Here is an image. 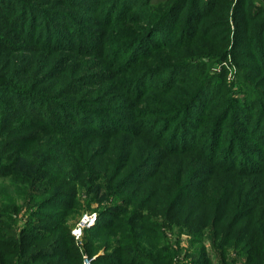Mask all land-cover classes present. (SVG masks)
<instances>
[{"label": "trees", "instance_id": "1", "mask_svg": "<svg viewBox=\"0 0 264 264\" xmlns=\"http://www.w3.org/2000/svg\"><path fill=\"white\" fill-rule=\"evenodd\" d=\"M35 1L0 0V163L3 164L0 165V179L10 181L23 196L13 199V203L9 195L2 193L0 205L21 209L16 201L22 199V204L26 201L31 207V196L35 197L37 191L51 188L56 182L59 184L62 171L63 186H69L71 190L64 192L58 189L57 194L52 196L47 192L40 194L43 199L37 205L41 209L55 210V215L47 220L45 226L41 224L43 228L30 227L32 222L29 220L27 228L32 230L23 233L27 237L23 241L20 235L16 238L0 233V264H59L62 253L54 254L49 249L56 247V240L52 237L60 233L69 216L78 214L96 216L93 223L82 229L90 253L87 256L91 258L90 264H173L172 257L176 259V251L150 248L151 239L160 238L158 232L163 227H185V222L194 221L196 216L207 213L206 221L200 222L212 224L219 220L218 225L224 224L226 228H222V241L227 242L225 246L231 244L237 247L241 251L238 254L240 257L246 255L243 264H260L261 251L254 239L261 234V230L249 231V222L256 224L260 219L258 213L264 212V92L246 82L242 66H235L238 96L226 89L229 96L223 95L225 98L221 97L217 104V107H223L222 111L213 115L216 104L210 105L222 95V84L217 79L218 74L212 76V70L226 61L227 56L224 59L223 56H208L203 75L197 81L193 80L190 86V72L195 73L192 66L197 67V60L196 64L191 63L192 66L183 63H164L165 66L160 67H156L159 63L142 64L160 46L171 49L179 44L189 45L184 42L190 35L208 40L207 32L217 29L216 20H205L224 11L226 4L222 2L227 0H155V5L161 3L163 9L160 8L161 12L154 16L147 12L151 21L144 18L143 35L128 44L127 48L108 43L104 31L86 30L79 24L81 15L73 13H92L93 19L89 22L97 23L101 29L108 27L107 20L115 18L117 21L131 14L132 10H138L145 0H61L63 8L60 9L54 5L55 0H39L37 4ZM241 1H238L237 10L243 6ZM249 1L250 5L254 2ZM43 2L46 10L39 12L37 6ZM34 16L37 18L33 19ZM247 19L257 17L254 13ZM177 26L182 29L179 35L174 36ZM197 26L202 28L199 35L193 34ZM156 35L163 40L161 43L159 38L154 44H149L152 46L149 50L138 48V45L146 46V41ZM255 35L249 39L239 37L234 42L247 49L244 41L255 44L258 57L264 63V22L259 24ZM135 49L133 58L128 56L121 69L111 67L113 56V65H116L123 57L122 52L131 54ZM59 51L108 58V69L100 65L93 71L92 66L90 72L100 82L111 80L112 84L114 79L117 91L123 96L124 108L119 109L130 114L121 116L120 111L123 110L107 105L106 96L110 94L107 89L112 85L93 92L83 88L89 82L87 78L93 79L92 75L79 76L80 83H75L78 84L75 90L79 95L76 100L64 99L61 90L55 92L59 97L48 96L52 93L50 89L41 90L46 81L58 78L55 69L58 61L56 59L49 67L45 61L38 59V55L48 54L49 61L53 57L51 55ZM17 53L25 55L22 67L17 65L21 57ZM134 63H137L138 69L131 74L133 76L117 77ZM77 65L80 66L78 70L85 67L82 62ZM157 69H163V72ZM167 70L169 74H165ZM220 74L224 76L226 71L222 70ZM63 79L61 76L59 83H63ZM182 82L189 87L181 93L182 100L176 106L166 103L171 102L169 98L173 101L170 94L179 92L177 84ZM167 88L168 91L164 92ZM214 88L218 90L215 97ZM148 94L155 96L148 99L149 103L163 107V114L155 112L151 118H145L139 113L138 104L147 99ZM93 97L95 102H92ZM202 97L205 102L212 103L204 102L203 107L197 108ZM171 114L170 117L174 118L167 120ZM157 115L165 117L158 120ZM186 120L189 122L186 123ZM145 134L154 143L152 150L163 151L160 155L163 164L152 171L148 169L151 161L159 156L150 151L145 153V148L141 147L140 141ZM241 134L248 137L249 142ZM124 140H129V147L126 156L121 157L123 154H118L113 145ZM43 142L52 145L47 162L51 164L41 166L37 156L34 157L33 147ZM142 145L145 146V142ZM62 149L63 152H60ZM96 149L102 152L94 155ZM112 149L116 153H110ZM110 154L120 155L118 158L125 161L123 166L117 167L109 158ZM23 155L29 161L23 160ZM133 162L141 164L128 169ZM166 163L176 164V181L173 183L166 180L165 174H172ZM47 175L50 178L44 180ZM165 180L168 183L164 188L169 185L168 192L157 191L152 200L164 222L148 226L155 227L152 230L154 234H151L146 229L149 220L144 217V208L139 205L144 201L146 209L148 202H145V197L151 196V190L157 185L162 186ZM164 193L165 198L162 199ZM29 212L35 213L33 210ZM168 217L177 223L167 225ZM234 219L236 222H233ZM239 221L248 224L232 235ZM190 228L192 234L203 236L202 227ZM65 231L67 237L68 231ZM69 235L74 240V236ZM166 239L164 235L163 240ZM46 241L42 247L37 246ZM203 249L196 250L187 264H212ZM101 250L103 253L99 255ZM232 254L220 251L217 263L238 264L237 257Z\"/></svg>", "mask_w": 264, "mask_h": 264}, {"label": "rangeland", "instance_id": "2", "mask_svg": "<svg viewBox=\"0 0 264 264\" xmlns=\"http://www.w3.org/2000/svg\"><path fill=\"white\" fill-rule=\"evenodd\" d=\"M45 1L46 0H44V2ZM238 1L239 0H227L225 2L221 1L222 3L226 4V7H225L226 9L222 12H219L218 15L209 17L208 19L205 20V22L211 19L216 20L215 26L217 29H213L212 31H210L212 33L207 32V34L209 35L208 40L203 39L202 36L200 37V36L190 35L187 37V41L184 42V43H188L189 45L186 44L183 46L179 44L177 47L171 48V49L165 46H160L159 50L156 49L158 51H154L151 53L150 55L151 58L142 62V64L146 62V66H149L153 63L154 64L159 63L158 66L155 65L156 67L165 66L164 63H169V64L183 63L184 65L188 64L192 66L191 63L195 62L196 64L195 60H197V63H198L196 64L197 67L192 66L196 70L195 73L190 72L191 73L190 74L191 77L189 79V82H190L189 86H190L193 80L197 81L198 78L203 75V72H204L203 66L206 65L205 63L208 61L207 59L208 56H223V59L225 58V56H227L226 61H224L220 65H216V67L212 70V76H214L215 74H218L217 79L222 84V88H223V90L222 88L220 89V93L222 95L217 97L215 101H213L214 103H212V101L205 102V98L202 97L199 101L201 102L200 106H197V108L203 107L202 103L204 102L212 103L210 107L216 104L214 107L215 110L212 111L213 115H217L221 113L223 107L222 106L217 107V104L219 102V99H221V97L225 98L224 96H229V92L227 90H229L231 94H236L237 89H239V84L234 79L235 68L237 66H242L244 68V74L246 76L245 80L247 83L253 84L259 91L264 92V63L262 62V60H260V57H258V53H257L258 48L256 47L255 44H250V42L248 41H244L245 44L248 45L247 46L248 49L245 48L243 45L238 46L234 42L239 37H244L246 39H249L252 36L254 37L257 36L255 34L257 33L258 26L259 24L264 22V0H259L258 2L257 0H254L252 5H250L251 3L249 0H242L241 3L243 4V6L241 9L237 10L236 8L238 5ZM38 2L39 0L35 1L36 4ZM44 2L41 3V5L37 6V9L40 8L39 12H44V10H46V7L43 6ZM256 2L258 5L256 4ZM62 4L63 3H61V0H55L54 5L58 9L63 8V6H61ZM160 8L163 9V5L161 3L159 5H155V0H145L142 6L138 8V10H132L131 14L127 15L125 18L122 17L123 19H119L117 21L115 20V18H111L110 20H107L108 27L101 28V29L99 28V25H97V23L92 24L91 22H89V21H92L93 19L92 13L83 14L82 12L74 11L73 14H75V16L81 15L80 17L81 23L79 24H82V26H84L86 30L104 31L106 32L108 43H112V45L114 46L118 45L119 47L121 46L122 48H127L128 44L133 43L137 37L143 35L144 29L142 28V26H144L145 24L144 18L145 19L147 18L146 20L148 22L151 21L147 12L150 13V16L151 15L154 16L158 14L159 12H161L162 9ZM254 13L257 19H253V20L247 19L249 15L254 14ZM36 18L37 17L35 16L33 17V19H36ZM199 26H197L196 29L194 28L193 34H196V35L201 34L202 28ZM181 29H182L181 27L177 26V29H175L173 35L174 36H176L177 34L179 35L181 32ZM234 30L235 32L233 35L232 32ZM213 32H217V33H213ZM159 38H160L159 35L151 37L146 41V44H145L146 46L138 45V48H141L142 50H145V51L149 50L152 47V46H149V44L150 43L154 44L156 40H158ZM210 39H214V42H210ZM158 41L161 43L163 40L160 38ZM177 41L178 39H176V42ZM122 53H123V57L116 65H113L115 61V57L113 56L111 67H113L114 69L116 67L121 69L124 66V61L128 58V56L129 58H133L132 55L136 53V49L133 51V53L131 52V54L128 52H122ZM17 54H21L19 55L21 57L18 60L17 65L19 67H22L23 65L22 62L23 61L25 62V60H23L25 55H22V53H17ZM24 54H28V53H24ZM51 56H53L51 57V60L47 61V58L49 57L48 54L44 55L43 53H40V55H38V59L40 58L42 59V61H45L49 67H51V65L57 59L58 63L57 65H55V69H57L56 74L58 75V78L49 79L48 81H46V83L42 85L41 90L47 91V89H50V92L52 93H48V96L56 95V97H59V94L55 92H57L58 90H61L60 92L63 91L64 99L72 98L69 100H76L79 97V95L76 93L75 88L80 83V78H79L80 75L86 74L85 75L86 77L88 76L91 77L92 75L91 78H93L95 75L92 74V71L90 72V68L92 66H93V69L91 70L93 71L97 69L98 66L100 65H102L104 68H107V69L109 67L107 66L108 58H103V57L95 58L93 56L89 57V56L79 55V53L77 54L73 52H64V51H59V53L53 54ZM69 60H72V62L70 61L69 63L68 62ZM79 62L83 63L82 66H85L84 69L78 70V67L80 68V66L77 65L79 64ZM137 69H138L137 63H134L131 66H127V70L121 71L120 74L117 75V77L124 78V76H128L127 78H130L131 76H133L131 74H134ZM157 70L159 72H163V69H157ZM222 70L226 71V75L224 76H222L221 74L219 75L220 71ZM168 72H169L168 70H167V73H165L164 71L165 74H169ZM61 76H63L64 78L63 83L61 82L59 83V79L61 78ZM220 76H222L221 77L222 80L219 79ZM94 78L91 80L87 78L89 82L85 83L86 85L83 88L87 92H93V90H98L99 88H105L109 84L112 85L111 88L107 89L110 91V94H107L106 96L107 105L112 106V107L117 106L116 110H123V111H120L121 116L129 115L130 112L124 111V109H119V108H124V105L122 103L123 96L120 94L119 91H117L116 88L118 87V85L114 83V79L112 80L113 83L111 84V80L100 82V81L95 80ZM177 79L178 78H176V80ZM76 82L78 83L77 85L75 84ZM100 84H102V87H98ZM177 88L179 89V92L170 94V96L174 98L173 101L168 96L171 102H166V103L176 106L182 100L181 93L189 89V87H186V85L183 84V82L181 84H177ZM68 90L70 92H68ZM167 91H168V88L164 90V92H167ZM88 94L89 93H87V95ZM213 95L214 97L218 96V90L216 88H214L213 90ZM235 96H238V94H236ZM152 98H155V96L148 94L147 99L143 100V102L140 105L138 104L137 110H139V113H142L145 116V118L146 117L151 118V116H154L155 112L161 113V114L165 112L163 107H159L157 106V104L152 105L151 103H149L148 99H152ZM156 98H158L159 100V95H157ZM92 100H93L92 102H95L94 97L92 98ZM146 109L148 110V113ZM150 113L152 115H146ZM168 116L169 117L167 120H172L174 118V117H170L172 116V114ZM164 117H165L164 115H157L158 120H161L162 118L164 119ZM185 122L188 123L189 120H186ZM240 136L244 137L245 141L249 142L248 137H245L243 134H241ZM140 142L142 143L145 142V146H143L142 143L140 144L142 148H145V153L150 151L151 153H155L156 155L159 156V157L154 158L151 161V165H150L151 167L148 168L151 171L157 169V166L159 164H163V161H161L160 159V155L163 154V151L161 149L160 150L151 149L152 147H155V146H154L153 141L149 138L147 134H145L144 138ZM128 147H129V140L117 142L113 145V149L118 154H123L121 157L126 156V150ZM51 148H52V145L47 144L46 142L37 144L33 147L34 157L37 156V161H40L39 164L41 166H43L44 164H51V163H47L48 159L51 157L50 155ZM113 149L111 150L110 153H116ZM92 151H95V150H92ZM60 152H63V149L60 150ZM101 152L102 151L96 149V152L94 153V155H97ZM118 154L117 155L110 154L111 156H109V158L112 159L116 163L117 167L118 165L123 166L124 164L123 162H125L124 160H120V158H118V156L120 157V155ZM135 154H137V152H135ZM22 157H23V160L29 161L28 157L26 159H24L25 158L24 155ZM167 163L166 165H168ZM135 164H136L135 162L131 163L128 169L130 167L140 165L141 163L136 164V165ZM0 165L3 166L2 163H0ZM168 166H170L172 174L167 173L165 174V177H167L166 180H170L168 182L173 183L176 181V174L174 173L176 164L174 163ZM159 169L160 168H158V170ZM62 170H63V167H62ZM48 178H50L49 175H47V177L44 180ZM148 180L150 179H147L146 181ZM166 180L162 183L163 184L162 186L157 185L153 190H151V196L145 197V202H148L147 203L148 208L146 207L145 209L144 201H142V203L139 205L141 206V208H144L143 215L145 218H147V220H149V224H146L147 225L146 229L149 232H151V234H154L152 230H154L155 227L151 228L148 226H154V225L158 226L161 223V221L164 222L162 215L157 210L156 203L152 202V200L153 198L157 196L158 194L157 191L159 192L167 191L168 192L169 185L166 189L164 188V186H166V184L168 183ZM147 184H146V187H147ZM12 187L14 188V191ZM58 189L64 192H66L67 190H71L69 186H63V171H62V174L60 175L59 184L58 182H56L51 188L48 187L46 189H43V191H40V192L37 191V194L35 195V197L31 196V207H29L26 201H24V204H22V199H18L16 201L17 206L18 207L21 206V209L19 208L15 209V207H12V205L10 206L5 205L4 207L0 205V214L2 213L8 214L7 216L0 215L1 216L0 217V233L5 232L7 234H11L12 236L16 238L18 235H20L21 240L23 241L25 238H27L26 235H24L23 233L29 232L32 230V229L27 228V226H29L30 224L29 220H31L32 222L30 227L41 226V224L45 226V224L48 223L49 218H52L55 215V210L53 209L50 210V209H45V208L41 209L39 205H37L38 202H40L43 199V197H41L40 194L47 192L51 194V196L56 195L58 192ZM2 193L9 195L13 203H14L13 199H16L18 196L23 197L21 194H19L16 187L10 181L4 180V179H0V194ZM155 193L156 195L154 197ZM35 198H36V201H35ZM163 198H165V193L162 199ZM69 203L70 201H68V204ZM135 206H136V203H135ZM12 209H15V210L13 211ZM29 210H33L35 213H30ZM244 210L245 208L243 209V211ZM38 212L40 213L38 214ZM258 215L260 219L256 222V224L254 223V221L249 222L250 223L249 231H253L256 228L261 230V234H259L258 237H255L254 243L256 244V246L260 247V251H261V259H260L261 263L260 264H264V261L262 260L264 256V212L261 211L258 213ZM85 216L93 217L94 220L96 219V216L94 214L92 215L78 214V215L69 216L65 220V223L62 225L60 233H57L52 237L54 240H56L55 241L56 247L55 249L54 248H49V249L53 250L54 254H56L57 252L62 253V255H60L59 257V260H60L59 264H84V259L87 258V256H89L90 253L87 250L86 245H85L86 241L84 239L85 237L84 234L81 232L78 238H76L74 234L78 226V223ZM206 218H208V213L207 215L204 214L202 216H196L194 218V221L191 220L193 221L192 223L191 221L185 222L182 219L183 222H185L186 224L185 226L186 228L185 227L179 228L175 226L174 227L166 226V227L161 228V230H159L158 232V235H161V237L160 238L157 237L156 239L152 238L150 248L154 246L156 249L163 248V250H167L168 252L176 251V259L174 260L175 257L174 258L172 257L173 264L189 263L191 261V258L195 256L194 255L195 251L196 250L201 251V248H204L203 251L206 252L212 264H218L217 259L221 257V255H219L220 251H223V252L228 251L230 254L231 252H233L232 254L233 257H237L236 258L237 263L243 264L244 263L243 259L246 258V255H243L242 256L243 258L240 257L238 254L241 253V251L237 247H233L231 244H229V246H225L227 242L222 241V235H223L222 228L225 229L226 226L224 224L218 225L219 220L217 219H216L217 221H214L212 224H205V223L200 222V221H206ZM174 220L175 219L168 217L166 218V224L167 225L176 224L177 221H174ZM234 221L236 222V219H234L233 222ZM185 224L181 223V225L183 226ZM247 224L248 223H243L242 221H239L236 227L232 230L233 232L232 235H236L238 231L240 230V228H244ZM189 226L195 227V228L197 226L202 227L204 231L203 236H200L199 234H192L193 231ZM41 228L43 227L41 226ZM65 229L68 231L67 237H66ZM69 233H71L74 236V240L70 239ZM164 235L165 237H167L166 240H163ZM24 243L26 244L27 242H24ZM46 243L47 241L42 244H38L37 246L42 247ZM222 246L227 247V248L225 249ZM236 250H239V251H236ZM159 252L161 251H158L157 253ZM102 253H103V250L99 251V255ZM79 254H81L80 257H79ZM88 259H91V258L88 257Z\"/></svg>", "mask_w": 264, "mask_h": 264}, {"label": "built area", "instance_id": "3", "mask_svg": "<svg viewBox=\"0 0 264 264\" xmlns=\"http://www.w3.org/2000/svg\"><path fill=\"white\" fill-rule=\"evenodd\" d=\"M93 220H94L93 217H87V216L83 217L81 221L78 223V226L75 230V233H74L75 237L78 238L82 232V229L90 225L93 222ZM84 264H90V259L85 258Z\"/></svg>", "mask_w": 264, "mask_h": 264}]
</instances>
